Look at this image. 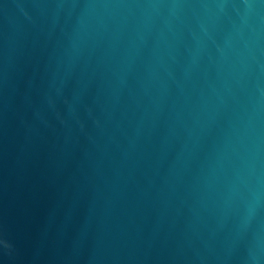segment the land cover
Instances as JSON below:
<instances>
[{
    "label": "water",
    "instance_id": "1",
    "mask_svg": "<svg viewBox=\"0 0 264 264\" xmlns=\"http://www.w3.org/2000/svg\"><path fill=\"white\" fill-rule=\"evenodd\" d=\"M0 241L264 264V0H0Z\"/></svg>",
    "mask_w": 264,
    "mask_h": 264
},
{
    "label": "clouds",
    "instance_id": "2",
    "mask_svg": "<svg viewBox=\"0 0 264 264\" xmlns=\"http://www.w3.org/2000/svg\"><path fill=\"white\" fill-rule=\"evenodd\" d=\"M0 243H4V242H3V241H0ZM4 246H5V247H9V245L6 244V243L4 244Z\"/></svg>",
    "mask_w": 264,
    "mask_h": 264
}]
</instances>
